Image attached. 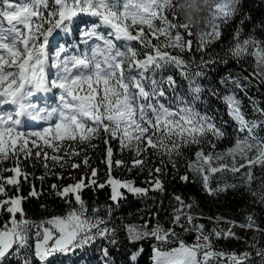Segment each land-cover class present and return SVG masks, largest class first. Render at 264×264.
<instances>
[{
  "label": "snow or ice",
  "instance_id": "6c2138e0",
  "mask_svg": "<svg viewBox=\"0 0 264 264\" xmlns=\"http://www.w3.org/2000/svg\"><path fill=\"white\" fill-rule=\"evenodd\" d=\"M205 6L213 13L214 22L211 31L200 33L199 47L195 51L202 52L208 44L219 40L222 32L215 20L229 21L234 13L230 5L222 0H205ZM79 14L95 17L90 29L82 32V37L101 42L91 49V55L67 56L66 48L60 46L49 57V37L53 31L62 29L68 31V25ZM180 14L176 0H0V106L13 105L14 112H0V164L12 159L13 167H0V211H6L9 220L0 226V264L9 256L20 257L23 264H29L31 255L40 262L57 253H68L94 239V235L104 237L109 230L101 225L102 219L87 216V208L82 199L84 188L97 185L95 179L81 177L75 184L61 188L58 184L50 185L55 195L68 202V197H74L79 208H73L65 217L54 216L39 224L28 220L22 208L26 197L9 196L8 187L20 191L21 178L25 182L29 174L22 168V160L42 162L43 167H65L69 157L82 154L78 146L92 144L93 139L103 135L106 147L105 163L109 170L112 166L124 164L121 160H113L111 141H118L120 150L134 153L131 161L133 168L143 167L144 155L150 150L161 156H167L171 162L173 155L179 156L184 147L200 145L205 137L211 135L219 140L225 132L218 127L215 118L207 113L199 112L195 105L201 100L205 89L201 78L205 76L203 68H192L194 61L186 60L184 53L193 52L192 40L185 37L181 30H186L192 36L191 27L184 23H174ZM243 21H241L242 27ZM103 26L107 35L98 29ZM241 32L234 33V45L229 49V55L239 59L245 54L255 57L256 67L252 76H264V45L251 38L240 40ZM155 40L157 43H153ZM116 42L123 44V49ZM138 44L147 50L134 46ZM168 49H176L179 54L173 55ZM143 55V58H141ZM49 60L51 61L49 63ZM212 63L202 61L207 66ZM174 67L181 77L187 81V95L177 93L178 84L173 75L157 74ZM54 69L55 75L49 79L48 69ZM151 74V75H149ZM248 79V77H245ZM235 83V81H233ZM237 87H241L237 84ZM58 90L57 103L52 107H40L31 102L30 98L37 93H49ZM171 91L173 97H169ZM216 95V92H212ZM174 99L175 108L163 101ZM228 115L236 123L239 133L234 146L226 150V155L235 158L242 157L246 163L239 167L234 162L229 166L220 162L224 154H205L202 148L195 152L196 161L188 166L202 178V187L209 194H217L225 189H212L209 179L211 174L231 171L233 174L247 167V181L251 183L255 177L252 169L256 165L264 168V141L257 140L253 135L257 123L246 118L241 101L235 95L223 97ZM254 111L264 115V108L255 107ZM21 117L34 121H51L46 127L24 132L20 130ZM211 143V141H210ZM212 147L215 144L212 143ZM51 150V155L49 154ZM255 152L250 156L249 153ZM213 160L218 166L213 165ZM83 164L88 165L85 156ZM81 165L72 163L73 169ZM176 167L175 163H172ZM11 175L7 177L4 173ZM163 167H156L150 175L156 178L149 188L135 187L131 181L112 179L111 200L121 197L118 191L126 188L129 192L145 196L151 191H163V182L159 174ZM54 175L62 179L59 173ZM97 170H91V177H96ZM41 176L39 179L43 180ZM187 182V175L180 177ZM29 197L38 198L35 185L29 192ZM180 208L174 210L173 224L181 225L182 219L193 224L194 217L184 208L180 195L175 196ZM264 204V194L259 197ZM43 207V205H42ZM17 214L20 218L17 219ZM222 219V218H217ZM182 226V225H181ZM264 232L257 224L254 215L249 214L244 223L232 222L228 230H216L204 234V225H193L198 233L197 242L186 245L182 240L179 246L167 252L154 249L153 264H211L216 258L219 264H247L250 253L245 251L224 252L213 250L212 237L216 239L236 238L235 227ZM35 228V241H31V230ZM93 230L95 233L93 234ZM192 230V229H186ZM127 235L130 242H136L146 237L166 242L169 236H175L172 229L165 230L159 224L151 231L140 230L128 226ZM202 252V258L200 253ZM138 252L130 254V260L135 261ZM264 258V249L256 253Z\"/></svg>",
  "mask_w": 264,
  "mask_h": 264
},
{
  "label": "trees",
  "instance_id": "16d2710c",
  "mask_svg": "<svg viewBox=\"0 0 264 264\" xmlns=\"http://www.w3.org/2000/svg\"><path fill=\"white\" fill-rule=\"evenodd\" d=\"M180 19L173 20L174 23H186L191 27L192 36L187 35L186 30H181L185 41L192 40L193 52L184 53L186 60H192L193 69L197 66L203 68L205 76L201 78L202 87L205 91L202 93L201 100L196 103V109L207 113L215 118L218 127L225 132L224 137L219 140L211 135L205 137L200 145H191L184 147L179 156L173 155L172 161L168 157L161 156L150 150L145 153V164L143 167L133 168L131 161L134 153L127 150H120L118 141H111L113 148V160L124 162L121 166L113 165L109 170L105 163L106 145L104 137L101 135L98 139H93L92 144L78 146L82 149V154L75 157H69L65 162V167L58 165L52 166L49 161L50 169L43 167L42 162L35 160H22V168L29 174L27 182L21 178L20 191L17 193L15 188L8 187V195H20L26 197L22 201V208L25 217L39 224L54 216L65 217L73 208L78 209L79 205L75 203L74 197L69 196L68 202L61 199L51 191L50 185L58 184L61 188L69 184H75L81 177H89L97 181V185L103 183L105 186L86 187L82 190L81 196L87 208V216L95 219H102L109 232L106 236L100 237L94 235V239L89 243L73 249L68 253H57L48 258L47 262H40L38 258L28 257L29 264H153L154 249L161 252L170 251L179 246L182 240L186 245H193L197 242L198 233L193 225H204V234L213 233L216 230H228L232 222L244 223L249 214L254 215L257 224L264 229V204L260 203L259 197L264 194V168L260 165L253 167L252 172L255 179L249 183L246 172L248 168H242L239 173L233 174L231 171L211 174L209 183L212 189H225L218 191L217 194H209L202 187V178L197 175L188 166L196 161L195 152L202 148L207 153L224 154L220 162L229 166L236 162L237 167L245 160L237 155L235 158L226 155V150L235 144L237 137H243L246 133L237 131L236 123L228 115L227 105L223 99L227 95H235L241 101L245 116L250 121H255L257 127L253 135L257 140L264 141V115L254 111L255 107L264 108V76H252L253 71H259L256 67V60L249 50L239 59L229 55V49L234 45L233 35L240 31V40L251 38L264 45V0H240L239 10L234 13L229 21L221 22L215 20L219 25L222 36L219 40L207 45L202 51H195L199 47L200 33L211 31L214 22L213 13L205 6V0H196L194 5L196 11L192 10L189 0H176ZM241 21H243L241 27ZM98 23L95 17L85 14H79L72 23L68 25V31L57 29L62 32L67 42H78L77 35L80 25L92 26ZM106 29L101 26L98 30ZM107 35V33H106ZM153 43H157L153 40ZM123 49V44L117 42ZM63 45V44H62ZM134 46L141 49V52L147 51L142 46ZM173 55L179 54L176 49H168ZM143 58V55H141ZM202 61L212 63L205 66ZM151 75V74H149ZM173 75L177 81V93L187 95V81L180 76L179 71L174 67H169L166 71L157 74L160 76ZM248 77V79H245ZM235 81V83H233ZM239 84L241 87H237ZM215 91L216 95L212 92ZM169 97L173 93L169 91ZM175 108L177 103L174 99L163 101ZM211 141V143H210ZM212 143L215 147H212ZM51 155V150H49ZM250 156L255 152L249 153ZM88 157V165L83 164L84 157ZM175 163L176 167L172 166ZM72 163H78L81 166L77 169L71 167ZM213 165L218 166L217 161L213 160ZM0 167H13V160L9 159L0 164ZM156 167H163V172L159 174V179L163 182V191H149L145 196H138L129 192L126 188H120L121 193L116 201L110 199L112 195L111 185L107 183L108 178L118 179L122 182L127 179L135 187L149 188L150 183L156 178L150 175V171ZM96 169V177H91V170ZM54 173H59L62 179L57 178ZM11 173L5 172L7 177ZM187 175L188 181L185 182L180 177ZM44 176L43 180L39 177ZM41 193L38 198L29 197L32 186ZM180 195L185 205H192L190 209L184 208L183 211L189 212L193 217V224H188L182 219L181 225L173 224L174 210L180 208V204L175 200V196ZM3 198V197H0ZM43 205V207H42ZM20 216L17 214V219ZM222 218V219H217ZM9 220L6 211H0V226H3ZM165 230L172 229L175 236H169L166 242L156 240L154 237H146L136 242H130L127 235V227L135 226L140 230L151 231L157 225ZM192 229V230H186ZM36 229L31 230V241H35ZM236 238L234 239H216L212 237L213 250L224 252H249L247 264H264V258L256 253L264 249V232L254 231L235 227L232 229ZM95 230H93V234ZM138 252L135 261L130 260V254ZM202 258V252L200 253ZM2 264H23L20 257L9 256ZM211 264H219L216 258H212Z\"/></svg>",
  "mask_w": 264,
  "mask_h": 264
},
{
  "label": "clouds",
  "instance_id": "9594fccd",
  "mask_svg": "<svg viewBox=\"0 0 264 264\" xmlns=\"http://www.w3.org/2000/svg\"><path fill=\"white\" fill-rule=\"evenodd\" d=\"M189 3H190L191 6H193L192 10L196 11V9L194 7V5L196 3V0H189ZM222 3L230 5L231 11L233 13H236L239 10L240 0H222Z\"/></svg>",
  "mask_w": 264,
  "mask_h": 264
},
{
  "label": "rangeland",
  "instance_id": "374dc122",
  "mask_svg": "<svg viewBox=\"0 0 264 264\" xmlns=\"http://www.w3.org/2000/svg\"><path fill=\"white\" fill-rule=\"evenodd\" d=\"M86 29H90V27H86L84 30H86ZM95 46V45H94ZM93 46V47H94ZM110 178V177H109ZM109 178H108V180H109ZM112 178V177H111ZM125 181H128L127 179H125Z\"/></svg>",
  "mask_w": 264,
  "mask_h": 264
}]
</instances>
